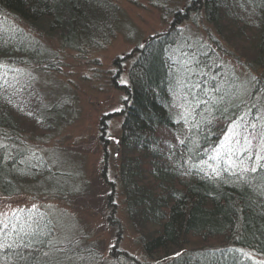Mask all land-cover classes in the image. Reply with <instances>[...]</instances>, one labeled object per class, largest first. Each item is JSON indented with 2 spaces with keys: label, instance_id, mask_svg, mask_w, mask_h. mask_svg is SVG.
Instances as JSON below:
<instances>
[{
  "label": "trees",
  "instance_id": "trees-1",
  "mask_svg": "<svg viewBox=\"0 0 264 264\" xmlns=\"http://www.w3.org/2000/svg\"><path fill=\"white\" fill-rule=\"evenodd\" d=\"M173 1L180 0H152L159 7ZM116 8L114 0H0V195L24 192L53 172L31 136L71 120L70 101L41 96L38 71L60 69L64 50L87 55L91 45L113 35L106 14ZM170 10L166 30L116 60L132 58L125 105L117 113L123 116L120 161L111 184L121 188L143 248L159 264H264L250 256L264 258V167L245 170L256 153L264 164V139L252 141V162L245 157L227 169L208 161L224 139L221 127L247 111L241 101L258 105L264 132V83L256 72L264 66V0H186ZM204 25L220 33L231 28L228 33L254 42L248 64L255 75L240 78L206 39ZM202 160L214 163L219 174ZM3 225L0 264H23L14 253L23 254L26 264H58L74 254L72 243L57 237L48 210H17L0 218Z\"/></svg>",
  "mask_w": 264,
  "mask_h": 264
},
{
  "label": "rangeland",
  "instance_id": "rangeland-1",
  "mask_svg": "<svg viewBox=\"0 0 264 264\" xmlns=\"http://www.w3.org/2000/svg\"><path fill=\"white\" fill-rule=\"evenodd\" d=\"M114 1L116 13L106 14L107 22L115 25L113 35L91 45L87 55L64 50L63 57L57 58L62 64L60 69L38 71L35 83L43 98L46 94L47 99L72 104L67 124L41 137L31 136L35 147L44 149L49 156L53 172L24 192L0 195V218L39 207L55 218L60 241L78 240L72 245L80 250H74L68 260L59 258L58 264L160 263L146 254L139 230L128 217L122 190L111 184L120 161L118 143L123 116L117 113L125 105L124 85L128 84L132 58L120 63L116 60L142 45L149 36L166 30L173 19L170 6L176 8L186 0L173 1L165 7L152 0ZM229 31L231 28L220 33L212 26L207 30L205 25L202 29L206 39L236 67L240 78L258 72L264 83V66L254 72L248 64L256 54L255 43ZM45 38L53 48L59 46L55 38ZM107 115L114 116L107 118L106 125L103 120ZM63 190L73 192V198L65 200L48 193ZM250 256L264 260L262 256Z\"/></svg>",
  "mask_w": 264,
  "mask_h": 264
},
{
  "label": "snow or ice",
  "instance_id": "snow-or-ice-1",
  "mask_svg": "<svg viewBox=\"0 0 264 264\" xmlns=\"http://www.w3.org/2000/svg\"><path fill=\"white\" fill-rule=\"evenodd\" d=\"M249 95H251V93H249ZM223 99L224 97L221 96V100ZM240 103H243V107L247 109V111L244 115H240L237 119H233L228 124L227 129L221 127V135L224 139L220 142V147L215 155L208 157V161L216 162L219 160L222 164L227 166V169H230L235 162L243 164L245 157L249 162H252L254 160L252 141L255 139H264V132H262L257 124L261 119V110L258 105L252 104L249 106L246 101H241ZM240 103H234L233 108H239ZM218 111H223V109H218ZM253 112H255V115H252ZM249 117H251V119ZM260 159V155L256 153L253 166L251 168H245V170L255 173L258 170V166L264 167V164H258ZM208 161L202 160L201 163L207 164L213 173L219 174V170L214 163H208ZM201 171H203V168H201ZM6 228L7 225L0 226V232H4ZM0 247H3V245H0ZM8 250H11V245L8 246ZM14 255H17L19 261L26 264L27 258L23 254L14 253Z\"/></svg>",
  "mask_w": 264,
  "mask_h": 264
},
{
  "label": "bare ground",
  "instance_id": "bare-ground-1",
  "mask_svg": "<svg viewBox=\"0 0 264 264\" xmlns=\"http://www.w3.org/2000/svg\"><path fill=\"white\" fill-rule=\"evenodd\" d=\"M66 239H68V238H66ZM76 241H78V240L73 238L71 241L65 240L64 242L67 243V244H69V243L74 244V242H76ZM64 242H63V243H64ZM73 248H74L75 250H80L79 248L74 247V246H73ZM74 254H75V253H74ZM71 255H72V254H71Z\"/></svg>",
  "mask_w": 264,
  "mask_h": 264
}]
</instances>
